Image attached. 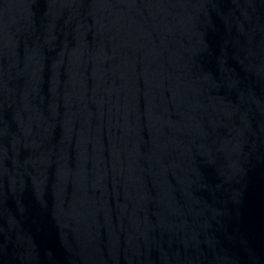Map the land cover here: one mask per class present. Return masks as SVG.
I'll use <instances>...</instances> for the list:
<instances>
[{"label": "water", "instance_id": "water-1", "mask_svg": "<svg viewBox=\"0 0 264 264\" xmlns=\"http://www.w3.org/2000/svg\"><path fill=\"white\" fill-rule=\"evenodd\" d=\"M0 264H264V0H0Z\"/></svg>", "mask_w": 264, "mask_h": 264}]
</instances>
